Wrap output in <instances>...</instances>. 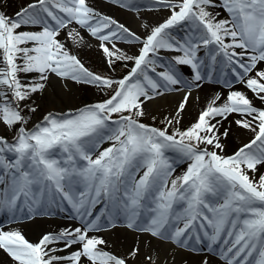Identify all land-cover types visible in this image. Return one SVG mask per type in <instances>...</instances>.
Instances as JSON below:
<instances>
[{
	"label": "snow or ice",
	"instance_id": "snow-or-ice-1",
	"mask_svg": "<svg viewBox=\"0 0 264 264\" xmlns=\"http://www.w3.org/2000/svg\"><path fill=\"white\" fill-rule=\"evenodd\" d=\"M0 264H264V0H0Z\"/></svg>",
	"mask_w": 264,
	"mask_h": 264
},
{
	"label": "bare ground",
	"instance_id": "bare-ground-1",
	"mask_svg": "<svg viewBox=\"0 0 264 264\" xmlns=\"http://www.w3.org/2000/svg\"><path fill=\"white\" fill-rule=\"evenodd\" d=\"M104 11L111 12L114 16H118L122 20H125V21L131 23L134 28L136 27L135 23L132 21L131 14H129L127 12L120 11V10L112 8V7H105ZM145 16L150 21L156 19V17L153 16L152 14L145 13Z\"/></svg>",
	"mask_w": 264,
	"mask_h": 264
},
{
	"label": "rangeland",
	"instance_id": "rangeland-1",
	"mask_svg": "<svg viewBox=\"0 0 264 264\" xmlns=\"http://www.w3.org/2000/svg\"><path fill=\"white\" fill-rule=\"evenodd\" d=\"M80 98H82V99H88L89 97L87 95H85V94H81V97Z\"/></svg>",
	"mask_w": 264,
	"mask_h": 264
}]
</instances>
